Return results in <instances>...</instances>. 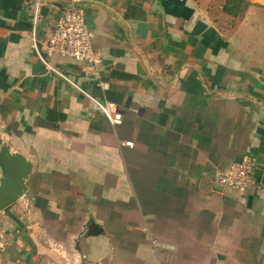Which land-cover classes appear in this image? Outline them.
Listing matches in <instances>:
<instances>
[{
  "label": "crops",
  "instance_id": "obj_1",
  "mask_svg": "<svg viewBox=\"0 0 264 264\" xmlns=\"http://www.w3.org/2000/svg\"><path fill=\"white\" fill-rule=\"evenodd\" d=\"M79 6L99 79L34 48L69 0H0V149L29 165L0 264H264V0ZM244 155L247 191L215 183Z\"/></svg>",
  "mask_w": 264,
  "mask_h": 264
},
{
  "label": "built area",
  "instance_id": "obj_2",
  "mask_svg": "<svg viewBox=\"0 0 264 264\" xmlns=\"http://www.w3.org/2000/svg\"><path fill=\"white\" fill-rule=\"evenodd\" d=\"M69 2L70 8L58 18L45 44L40 49L34 44V48L47 58L58 56L83 64L92 69V76L95 79H99L101 57L92 47V31L87 25L83 9L79 6L80 0H69ZM100 85L105 88L104 84L100 83ZM93 102L111 125L121 124L122 114L115 103L95 99ZM253 166L252 159L244 155L239 162L233 163L228 169L217 171L214 181L221 186L243 193L253 183Z\"/></svg>",
  "mask_w": 264,
  "mask_h": 264
},
{
  "label": "water",
  "instance_id": "obj_3",
  "mask_svg": "<svg viewBox=\"0 0 264 264\" xmlns=\"http://www.w3.org/2000/svg\"><path fill=\"white\" fill-rule=\"evenodd\" d=\"M0 211L16 201L24 189L23 181L29 172V165L19 154L10 155L6 148L0 149Z\"/></svg>",
  "mask_w": 264,
  "mask_h": 264
}]
</instances>
